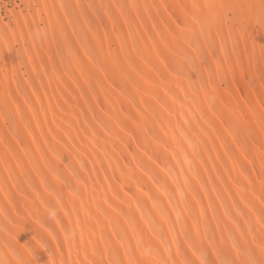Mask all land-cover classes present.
Listing matches in <instances>:
<instances>
[{"label": "bare ground", "instance_id": "6f19581e", "mask_svg": "<svg viewBox=\"0 0 264 264\" xmlns=\"http://www.w3.org/2000/svg\"><path fill=\"white\" fill-rule=\"evenodd\" d=\"M61 2L90 20V57L77 55L79 41L60 50L49 9ZM206 2L0 0V112L6 98L29 100L23 120L11 107L0 117L3 264H82L85 248L99 259L92 249L116 223L159 264L164 236L171 244L202 210L212 235L249 201L260 259L264 0H213L226 5L224 24L202 67L173 30ZM117 3L141 7L114 26L120 10L101 5Z\"/></svg>", "mask_w": 264, "mask_h": 264}, {"label": "snow or ice", "instance_id": "6c2138e0", "mask_svg": "<svg viewBox=\"0 0 264 264\" xmlns=\"http://www.w3.org/2000/svg\"><path fill=\"white\" fill-rule=\"evenodd\" d=\"M81 5L71 2H61L60 4H53L49 9L56 12L57 19L53 25L54 29L59 32L61 39V48L71 49L77 45L79 41V47L77 49V55H79V49L83 48L85 51L83 55L90 57V53L87 51L88 44V32L91 31L89 25L90 20L83 18V14L78 12L77 9ZM88 7H93L89 5ZM101 7H108L109 9H119L120 11L111 18L113 19L114 26L116 21H120L121 24L128 22L121 18L127 15L124 9L131 12L132 9H139L141 6L136 3L130 4H114V5H101ZM170 7V6H165ZM177 7H187L185 5H177ZM226 7L224 4L214 3L213 0H208L206 3H193L192 9L194 11L190 16L185 14L186 18L181 19L176 17L180 23L175 25V35L173 39H182L184 43L188 45L190 51H192L200 60V64L203 67L208 65L211 58L215 56L214 43L215 36L222 31L224 19L220 14V9ZM44 8H49L47 4ZM57 9L62 16L57 14ZM62 10V11H61ZM51 22V21H50ZM178 30V31H176ZM198 30V31H197ZM194 36H203V40L196 42L192 41ZM196 43L197 46H193ZM205 45L207 47L205 48ZM223 66V61L216 65L212 69L210 75L214 74ZM19 91V89H18ZM23 108L17 100L5 99L4 110L0 112V117H3L5 122H8V109L11 107L14 110L15 115L20 114L21 120H23V111L29 104V100L25 97L22 100ZM264 107V104H262ZM262 121L261 130L264 132V111L260 114ZM261 148L264 149V137H262ZM27 155V153H26ZM264 160V156L261 157ZM19 167V163L15 165ZM59 179V177H57ZM260 194L256 197L259 202V215L255 217L257 223L260 224L259 235V254L260 259H255L256 249L252 246L255 243L256 237L253 235L251 239H248L249 235L255 232V228L251 226L252 220L245 219L248 213L252 212L256 208V204L249 201L251 207L245 206L247 212H238L235 217L231 218L230 224H226L223 228L219 223L215 225V231L212 235L209 234V227L211 220H209L203 210L193 221L191 227H185L178 231V234L171 239V244L168 243V237L164 236L160 239V244H166V248L160 249V252H168L169 255L165 257L159 264H264V165H262L260 175ZM143 216V213L141 214ZM225 215H228L225 213ZM215 220L213 215L211 218ZM203 222V228L201 224ZM148 224V221H145ZM244 225H249L247 231H244ZM218 239H217V235ZM183 242V247L180 241ZM175 244V251H172V245ZM131 248L132 256L134 259H124L129 255V249ZM121 249H124L121 252ZM140 249L139 242L135 248L131 246V238L126 228H122L118 223L112 224V231L107 238L101 234L96 246L93 247L91 255L93 257L99 256V259H88V250L85 248V255L82 264H157L156 261H148L143 258V255H137ZM79 254V245H78Z\"/></svg>", "mask_w": 264, "mask_h": 264}, {"label": "clouds", "instance_id": "9594fccd", "mask_svg": "<svg viewBox=\"0 0 264 264\" xmlns=\"http://www.w3.org/2000/svg\"><path fill=\"white\" fill-rule=\"evenodd\" d=\"M0 264H3V262H2V261H0Z\"/></svg>", "mask_w": 264, "mask_h": 264}]
</instances>
